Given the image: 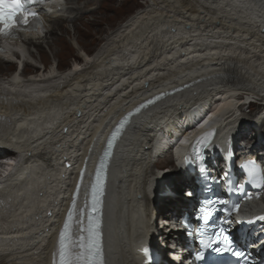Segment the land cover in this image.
Listing matches in <instances>:
<instances>
[{
    "label": "bare ground",
    "instance_id": "bare-ground-1",
    "mask_svg": "<svg viewBox=\"0 0 264 264\" xmlns=\"http://www.w3.org/2000/svg\"><path fill=\"white\" fill-rule=\"evenodd\" d=\"M67 1L74 14L50 7L47 22L54 26L42 40L48 48L60 47L57 68L72 51L64 22L81 23L95 2ZM100 6L89 11L91 16ZM102 23L89 22L93 27ZM55 28L62 31L58 37ZM76 31L79 37L91 35ZM82 46L90 50L88 43ZM41 51L37 48L39 58L44 57ZM76 56L67 69L55 67L47 78L0 80V142L6 143L17 128L23 131L17 142L6 143L18 151L8 168L20 172L21 179L0 183L1 192L9 189L0 194V235L6 237L0 264H49L52 229H59L82 165L87 178L109 131L133 108L140 109L118 139L107 172L103 264H147L145 249H155L154 264H178L176 256L167 255L175 248L162 240L171 234L170 224L161 221L184 214L191 201L186 190L197 193L198 185L189 166L190 145L184 147L183 164L171 171L161 166L175 163L162 137L179 138L182 154L183 143L196 131L190 124L213 127L208 155L215 163L228 153L226 142L244 135L254 118L256 125H264V0H146L105 32L92 52ZM9 68L0 61V72ZM153 95L158 102L143 106ZM243 95L261 101L255 116L238 108ZM254 134L255 149L260 145L263 154L264 132ZM84 225L85 220L77 221L72 243L84 236L79 229Z\"/></svg>",
    "mask_w": 264,
    "mask_h": 264
},
{
    "label": "snow or ice",
    "instance_id": "snow-or-ice-1",
    "mask_svg": "<svg viewBox=\"0 0 264 264\" xmlns=\"http://www.w3.org/2000/svg\"><path fill=\"white\" fill-rule=\"evenodd\" d=\"M35 0H0V34L2 35H8L14 32V30L18 27H26L31 23V20L35 18L38 14L35 12H29L27 8L25 7L26 4L34 3ZM119 131V129H117ZM109 148L112 147V141H108ZM108 153H105V156H107ZM255 168H252L249 170L248 175L255 178ZM226 175V174H225ZM103 194V187H102V180L100 177V173L97 172L96 176V184L93 186V198H94V204H93V210L98 211L97 205L102 204V199L98 197H102ZM188 195H191V193H188ZM204 205H208L209 208L213 201L211 200H205ZM203 207V205H202ZM195 219L200 220L205 225V228L203 231L198 230L197 236L200 237L199 243L201 247V251L195 253V261L196 262H202L205 260V250L210 249L212 252L217 254H222L224 252H231L234 256H241V253L239 251H235L231 248L229 245L225 246H218V244L213 243V237L214 234L209 236L208 241L206 242L203 237L204 235L208 234L207 226L209 223L210 217L207 215L200 216L197 215ZM68 225L65 224V229H67ZM99 223H96L95 225H92L90 223V227L88 228L89 232V252L90 256L84 260L83 264H103V258H102V234L99 231ZM188 235H191V233H188ZM224 240H227V237H224ZM60 245H61V252H60V264H72V261L70 259L66 258V254L64 252V233L61 232L60 234ZM222 243V242H219ZM81 248L84 247L83 244L80 245ZM145 254L149 256V260H151V256L149 255V250L145 249Z\"/></svg>",
    "mask_w": 264,
    "mask_h": 264
},
{
    "label": "rangeland",
    "instance_id": "rangeland-1",
    "mask_svg": "<svg viewBox=\"0 0 264 264\" xmlns=\"http://www.w3.org/2000/svg\"><path fill=\"white\" fill-rule=\"evenodd\" d=\"M63 2L64 5L62 10L60 11V14L66 16L73 15L74 13H70L71 11L67 8L69 5H71H68V2L71 1L63 0ZM84 3L85 0L80 1L78 5L83 6ZM72 4L75 5V3ZM99 4L101 5L99 11L95 15L91 16V13L89 11L95 9L97 6H99ZM145 4L146 0H95V2H92L88 5V9L85 13L87 14V16H85L81 23L79 21L64 22L69 30L68 33H64L65 40L69 42V44H71L72 51L68 55L64 56L65 58L63 63L61 64V69H65L74 59H78V57L76 56L77 53H80L81 51H86V53L92 52V50L99 44L101 37H103L105 32H108L111 28L117 26L118 23L124 20L129 14L133 13L136 9L145 6ZM92 20L102 21L103 23L100 27L98 25L96 27H93L89 24V22H91ZM49 26L53 27L54 25L51 24ZM76 27L77 29H79V31H89L91 35H89V37L84 35L82 37H79V34L76 31ZM100 29H103V31H101ZM54 30L56 32L55 37H58L60 36V34H62V31L58 28H55ZM48 36L49 39L54 37L52 34ZM85 42L89 44V51H87L86 48L82 46V43L84 44ZM41 44L42 47L40 48L44 57L39 58L38 54H30V58L33 62L40 66L41 64H52L61 61V57L56 54V51H60V47H58V45L56 46V48H53V46L51 48H48L44 45L43 42ZM161 166L166 168V170L171 171L174 169L175 165L173 162L166 163L163 161V164Z\"/></svg>",
    "mask_w": 264,
    "mask_h": 264
}]
</instances>
